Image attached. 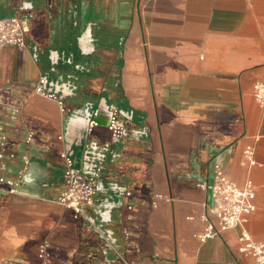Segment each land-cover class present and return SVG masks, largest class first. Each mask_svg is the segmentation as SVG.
<instances>
[{
  "label": "crops",
  "instance_id": "obj_1",
  "mask_svg": "<svg viewBox=\"0 0 264 264\" xmlns=\"http://www.w3.org/2000/svg\"><path fill=\"white\" fill-rule=\"evenodd\" d=\"M16 14L29 33L0 49V177L22 175L0 191V264H254L239 235L264 241V0H0ZM63 152L103 170L87 217L58 201ZM216 165L255 183L257 209L205 238Z\"/></svg>",
  "mask_w": 264,
  "mask_h": 264
},
{
  "label": "built area",
  "instance_id": "obj_2",
  "mask_svg": "<svg viewBox=\"0 0 264 264\" xmlns=\"http://www.w3.org/2000/svg\"><path fill=\"white\" fill-rule=\"evenodd\" d=\"M28 33V27L18 14L0 19V49L3 47L25 48ZM45 85L46 78L42 77L36 92L44 96L53 97V95L46 92ZM254 97L261 106H264V81L254 85ZM98 116L99 112L96 111L94 118L89 123L90 129L98 125ZM120 116L121 114L117 108H110V120L107 128L114 140H120L128 135V130L121 123ZM31 138L32 136H30L29 140ZM0 145L3 149L0 153L2 161L1 170H5L6 164L4 159L6 158V153H4V150L7 147L6 137L2 138ZM244 155L249 165H256L253 148H247ZM11 157H14V155H11ZM61 159L64 165V191L58 201L62 206L72 209L77 216L87 217L89 209L94 204V197L97 193V182L103 170L101 167H93L90 175H84L67 152L61 154ZM23 161L25 165H28V157H24ZM20 174L22 175V173ZM21 175H19L18 180H9L1 176L0 191L5 190L7 193L14 194ZM4 185L8 187L4 189ZM210 189L212 197L211 213L215 222L209 223L205 238L218 236L229 229L242 227L246 223L247 217L257 209V187L255 183L252 180H247L243 187H239L229 179L219 165L215 166L214 182L210 186ZM130 195L131 193L128 192L127 196ZM127 208L128 210H132V206H128ZM123 234L126 238L130 236L127 229L123 230ZM239 243V253L253 258L254 264H264V241H255L251 234L243 229L239 235ZM47 250L48 245L41 247L39 258L42 261L49 255ZM120 258L124 261L122 256Z\"/></svg>",
  "mask_w": 264,
  "mask_h": 264
},
{
  "label": "water",
  "instance_id": "obj_3",
  "mask_svg": "<svg viewBox=\"0 0 264 264\" xmlns=\"http://www.w3.org/2000/svg\"><path fill=\"white\" fill-rule=\"evenodd\" d=\"M110 110V109H109ZM108 110V121H107V126L109 124V120H110V111ZM75 165L77 166V168H81V164L77 161H75ZM92 168V167H91Z\"/></svg>",
  "mask_w": 264,
  "mask_h": 264
}]
</instances>
